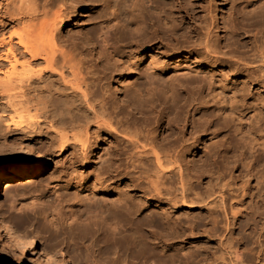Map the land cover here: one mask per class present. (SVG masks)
I'll return each instance as SVG.
<instances>
[{"label": "bare ground", "instance_id": "obj_1", "mask_svg": "<svg viewBox=\"0 0 264 264\" xmlns=\"http://www.w3.org/2000/svg\"><path fill=\"white\" fill-rule=\"evenodd\" d=\"M127 1L132 11L120 0L118 18L88 17L66 38L61 32L70 29L76 6L82 12L83 5L22 1L11 23L20 32L4 40L8 69L0 90L8 94V123L22 130L43 123L57 152L71 149L79 163L91 164L90 149L102 144L101 152H109L106 170L94 175L99 188L113 180L127 182L109 216L118 232L94 238L96 253L52 252L47 262L121 264V256L136 253L141 264H264V96L251 101L254 87L264 92V9L246 16L232 6L233 13L218 22L211 15L213 0ZM125 23L134 26V35H126ZM140 68L151 71L141 88L116 101L109 83L118 76L123 89ZM217 89L227 92L219 95ZM53 101L62 103L63 113L55 105L56 113ZM249 119L253 139L241 128ZM30 139L28 146L5 147L23 162L31 160L35 176L41 160L29 146L38 149L46 142ZM187 155L194 160L185 161ZM252 179L258 180L255 187ZM183 207L205 209V216L188 224L189 218L178 214ZM39 214L53 248L69 226L59 224L50 210ZM242 221L247 233L240 231ZM4 228L5 246L30 256V244ZM215 234L212 254L173 247L186 238L198 246L202 235ZM46 247L42 251L48 255Z\"/></svg>", "mask_w": 264, "mask_h": 264}, {"label": "rangeland", "instance_id": "obj_2", "mask_svg": "<svg viewBox=\"0 0 264 264\" xmlns=\"http://www.w3.org/2000/svg\"><path fill=\"white\" fill-rule=\"evenodd\" d=\"M22 1L25 2L26 0H0V77L8 69L6 62L2 59V51H4L3 49L6 46L7 38L8 36L14 37L16 33L20 32V29H18V27H12L11 23L14 19V14H16V10L21 5ZM65 1L69 2V0ZM215 1L216 0H213L214 3L211 15L218 22H221V19L223 18H228L229 16L227 15H231L233 9L234 11L243 9L246 16H249L250 14L257 15L264 9L262 0H236L234 5H232L231 0H221L220 5ZM76 2L83 5L80 9L84 10L81 12V10H79V5L76 6L75 15L71 16L70 19L72 24L70 29L61 32L63 38L74 37L73 29L80 26L88 17L93 16L96 21H104L108 19L111 20L114 17L118 18V15L120 14V0H76ZM126 2V11H132L130 2L127 0ZM116 21L118 22V20ZM115 29L118 31L117 23L115 24ZM134 29L135 28L131 23H125L127 36L134 35ZM216 35L220 38L223 34L218 32ZM4 40H6V42ZM150 72L151 71L146 69H138L131 83L125 85L123 89L118 86V76H115L109 83L108 90L113 94L116 101H121L127 92H133L137 87L141 88ZM236 80L239 81L238 78H234L232 81ZM32 87L36 86L32 85ZM256 89V87L252 89L251 101H255L257 98L264 96V92H257ZM215 92L220 95V93H226L227 91L217 89ZM28 93L32 95V92ZM6 94V92L0 90V171H4L1 177L2 179L0 180V264H49L46 257L52 258L49 256L52 252L59 254L68 251L72 254L79 253L81 255L96 253L99 244L94 242V238L97 240H104L112 233L118 232V230H113L114 228L109 216L110 213L118 207V202L124 191L123 189H125L124 186H127L125 180H120L119 182L118 180H113L109 182L108 188H99V183L94 175L96 173L104 172L107 165V158L104 154L108 153L109 150L105 149L101 152L103 147L102 144L96 145L98 146L97 148L95 145L92 146L88 154V161H92L89 165L87 164L88 162H77L73 157L74 153L71 149L66 150L63 153H58L56 150V143L54 142V139L48 135L49 130L42 125L43 123L40 124V128L37 127L34 130H22L20 128H15L8 123V117H10L9 115L11 112L9 111L8 94ZM166 94V96L169 97L170 93L168 91H166ZM61 100H63V98H61ZM248 102L250 103V101ZM53 104L54 106L58 105L57 107L59 110L62 106V112L63 105L61 102L53 101ZM56 106V113H59L60 111ZM67 117H65L66 122L69 119ZM62 119H64V117ZM249 120L251 121V119ZM250 121H248L247 125L241 124V128L243 129V133L247 131L248 134L250 133L252 135L250 128L253 124L252 121L249 124ZM237 123L238 122L235 120L234 124ZM245 126L248 128H245ZM21 127L23 128V125ZM250 134L248 136L245 133V135H247L245 137H251L253 139V135L251 136ZM220 137L222 136H219L218 139ZM30 138H41L46 142L42 144V146H39L40 148L38 147V149L33 144V146H29L32 150V155L40 156L41 160L38 174L35 176L31 174L33 167L31 160L23 162L19 155H15L11 150H8L5 147V144L28 146L30 145ZM103 138L104 136H102V139ZM242 149H246L244 144ZM40 151L41 153L39 154ZM236 154L237 153H232L230 155ZM185 159L187 162L194 160L193 155H187ZM80 164L85 165V167L82 168ZM91 165H95V169L91 171L86 170ZM101 169L102 171H100ZM231 173L234 175L235 171L232 170ZM236 174L237 173H235V175ZM200 181L205 183L206 179L204 181L202 178ZM257 181L258 180L252 179L250 181V186L252 185L251 187H255ZM42 209L50 210L55 214L57 219H59V224L66 222L69 226L67 231H62L58 236V240L61 242L54 245L53 248L49 247L48 241L44 238L46 237V234L43 232L46 229L47 224L41 221L42 216L39 212ZM178 212L179 215L183 214L186 218L188 217V224H192L197 218L203 219L206 210L202 208L199 210H192L183 207L180 211L178 210ZM32 214H35L36 220L32 218ZM71 215L73 216L71 217L73 219H70ZM192 219L193 221H191ZM243 222L244 221L241 222L242 230L240 231L241 233L243 231L247 233L249 229ZM5 226H8L10 231L14 234L20 235L30 244V256L27 254L19 255L13 253L5 246L7 243ZM236 234H238V231H235L233 236L236 237ZM215 235H211V238L210 236L202 235L197 244L198 246H194V241L190 238H186L183 240L185 242L182 241L179 245H174L173 247L177 246V249L182 248L183 251L189 252L198 251L200 255L210 254L208 252H211L212 254V251L214 250V253L216 249L215 241H217L218 234ZM46 245L48 246L46 247ZM42 246L48 249V255L42 251ZM242 248L244 247L242 246L240 249ZM114 257L117 256L115 255ZM35 258H38L37 262L34 261ZM121 259L123 260L121 264H141L136 253L131 256L129 255L128 257L121 256L120 260ZM203 263L210 264L209 262H201L200 264Z\"/></svg>", "mask_w": 264, "mask_h": 264}]
</instances>
